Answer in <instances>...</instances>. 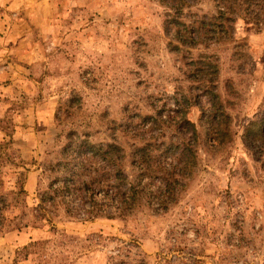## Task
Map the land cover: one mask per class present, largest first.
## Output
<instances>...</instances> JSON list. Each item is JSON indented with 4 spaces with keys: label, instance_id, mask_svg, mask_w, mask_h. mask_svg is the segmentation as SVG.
<instances>
[{
    "label": "rangeland",
    "instance_id": "374dc122",
    "mask_svg": "<svg viewBox=\"0 0 264 264\" xmlns=\"http://www.w3.org/2000/svg\"><path fill=\"white\" fill-rule=\"evenodd\" d=\"M188 2L184 17L217 5ZM237 4L226 42L173 50L159 0H0V264H264V147L244 141L264 113V0ZM200 55L219 67L232 132L223 145L187 79L185 57ZM159 114L199 127L198 163L178 202L161 212L150 198L87 218L89 194L65 189V163L83 141L131 153L175 137L151 129Z\"/></svg>",
    "mask_w": 264,
    "mask_h": 264
},
{
    "label": "trees",
    "instance_id": "16d2710c",
    "mask_svg": "<svg viewBox=\"0 0 264 264\" xmlns=\"http://www.w3.org/2000/svg\"><path fill=\"white\" fill-rule=\"evenodd\" d=\"M159 1L169 10L166 22L177 43L171 44L173 50H180L181 47L192 50L201 45L210 47L214 44L213 39L224 43L234 30L237 0H216L215 12L189 13L187 17L184 16L185 8L190 6L188 0ZM185 63L187 79L195 84L193 91L200 92L196 100L206 97L210 105L204 119L208 123V135L217 144L223 145L231 138L232 132L230 117L225 113L217 92L218 64L213 56L208 55L198 58L187 56ZM150 122L152 130L164 126L174 128L175 137L166 140L163 133V140L137 145L131 153L119 144L95 145L83 141L78 148L80 157L65 163L69 176L65 178V189L73 188L77 193L86 191L89 194L91 209L87 211V218L125 215L150 198L155 199L153 205L156 211L161 212H166L178 202L186 188L187 178L198 163L199 127L186 116L175 121L172 117L164 120L159 114L151 117ZM244 141L252 149L264 147V113L246 127ZM74 144L76 140H71L65 151L73 149ZM127 163L136 173V182H131L125 171L124 165ZM70 182L73 187H70ZM152 183L156 185L154 193L148 188ZM47 197L48 194L42 198V202H48ZM97 198L101 202L98 203ZM106 208L113 210L107 212Z\"/></svg>",
    "mask_w": 264,
    "mask_h": 264
}]
</instances>
